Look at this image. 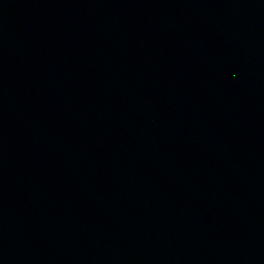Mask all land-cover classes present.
<instances>
[{"label": "water", "instance_id": "obj_1", "mask_svg": "<svg viewBox=\"0 0 264 264\" xmlns=\"http://www.w3.org/2000/svg\"><path fill=\"white\" fill-rule=\"evenodd\" d=\"M0 264H264V0H0Z\"/></svg>", "mask_w": 264, "mask_h": 264}]
</instances>
